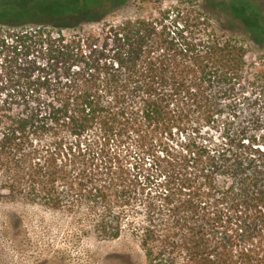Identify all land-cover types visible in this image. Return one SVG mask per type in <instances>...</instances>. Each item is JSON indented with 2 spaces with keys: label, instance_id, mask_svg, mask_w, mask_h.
Instances as JSON below:
<instances>
[{
  "label": "trees",
  "instance_id": "obj_1",
  "mask_svg": "<svg viewBox=\"0 0 264 264\" xmlns=\"http://www.w3.org/2000/svg\"><path fill=\"white\" fill-rule=\"evenodd\" d=\"M203 1L0 0V202L86 206L149 264H264V66L238 37L264 23Z\"/></svg>",
  "mask_w": 264,
  "mask_h": 264
},
{
  "label": "rangeland",
  "instance_id": "obj_2",
  "mask_svg": "<svg viewBox=\"0 0 264 264\" xmlns=\"http://www.w3.org/2000/svg\"><path fill=\"white\" fill-rule=\"evenodd\" d=\"M184 1L206 7L203 0ZM216 2L220 12L224 9L232 11L231 5L236 4L240 11L260 17L264 23V0ZM179 3L180 0H150L142 4L139 0H128L114 16L157 15L159 10ZM216 26L220 30L224 27L222 21ZM238 37L245 40L250 59L264 66V40L254 42L245 30ZM86 212L85 206L74 217L35 204L0 202V264H149L135 236L125 233L116 240L98 238L90 221L80 222Z\"/></svg>",
  "mask_w": 264,
  "mask_h": 264
}]
</instances>
